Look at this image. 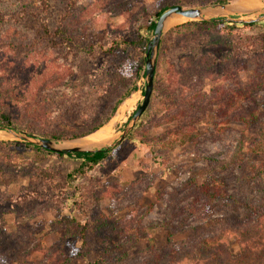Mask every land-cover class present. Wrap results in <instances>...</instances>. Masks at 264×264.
<instances>
[{"label": "rangeland", "instance_id": "374dc122", "mask_svg": "<svg viewBox=\"0 0 264 264\" xmlns=\"http://www.w3.org/2000/svg\"><path fill=\"white\" fill-rule=\"evenodd\" d=\"M163 1L75 0L70 9L68 0H0V47L10 48L12 44L4 38L6 27L20 28L33 39L17 49V60L26 58L33 47L45 50L60 42L56 29L66 26L70 16L76 17L82 7L93 8V15L72 35L73 43L54 50L57 58L73 68L70 81L63 87L44 91L36 87L42 79L43 61L40 66H34L30 58L27 62L19 59L15 72H0V98H9L20 110L29 106L36 112L52 110L50 101L55 94L67 96L73 92L89 100L84 103L75 98V103L70 99L64 103L59 99L60 106L53 108L56 116L44 127L18 132L45 138L44 134L52 130L66 110H81L90 115L96 106H101L108 72L114 66L129 71L134 56L125 45L113 56L107 54L112 40L120 33L127 35L143 29L154 19ZM241 1L233 0L225 5L228 10L218 5L197 7H207L213 16L243 19L264 13V0H256L260 3L257 8L233 7ZM29 2L35 8L31 5L27 10ZM177 6L197 8L189 7L187 0H179ZM25 7L26 10H21ZM67 11L71 12L70 16ZM188 21L185 18L166 23L161 39L166 38L170 29ZM44 24L47 35L42 28ZM255 24L248 30L233 28L231 38L216 34L188 36L180 44L165 45L167 48L161 52L157 79H165L169 62L177 64L183 56H193L192 70L203 75L193 77L195 97L190 101L194 110L189 118L194 119L199 134L193 143L175 147L168 153L152 151L141 140L161 135L165 127L149 125L134 129L137 121L131 130H137L132 139L113 148L105 162L93 171L78 174L75 171L79 160L36 150L33 146H37L25 139L0 130V264H53L50 257L61 250L64 242L62 229L75 222L87 224L88 229L85 240L65 244L64 252L57 255L61 260L64 254L77 253L67 264H157L151 261L152 255L166 249L169 240L177 246L191 241L187 245L191 252V244L203 238L215 221L225 218L232 223L236 218L237 222H244V210L237 203L256 199L264 192V174L247 183L242 177L244 168L232 160L244 136L264 142V84L260 83L264 79V20ZM142 32L145 35V30ZM147 36L149 40L152 37ZM202 57L210 64L205 73ZM157 58L158 52L156 61ZM231 70L232 78L226 75ZM222 75L227 81H223ZM252 85L247 109L257 112V120L247 127L235 119L217 117L218 106L212 97L220 86L237 92ZM134 94L136 104L116 124L115 138L142 101L141 91ZM21 121L24 125L25 119ZM56 142L63 147H73L75 143ZM246 158L259 163L264 161V154ZM207 186L221 191L222 195L213 199L198 196L197 189ZM108 194L112 197L108 198ZM130 206L137 207L132 217ZM162 223L170 229L143 230ZM229 250L232 256L238 255L233 240ZM190 257L180 264H189Z\"/></svg>", "mask_w": 264, "mask_h": 264}, {"label": "trees", "instance_id": "16d2710c", "mask_svg": "<svg viewBox=\"0 0 264 264\" xmlns=\"http://www.w3.org/2000/svg\"><path fill=\"white\" fill-rule=\"evenodd\" d=\"M73 9L75 0H68ZM233 0H187L189 7L197 6H211L228 5ZM179 0H164L158 12L155 14L154 19L149 20L148 24L137 33H131L127 35L118 34L117 38L111 42V46L106 52L109 55L115 53V51L121 46L125 45L131 52L134 53L132 58V65L129 71L123 69L122 66H114L105 77V95L102 98L101 106H96L92 114L83 113L81 110H66L59 121L54 125L52 130L44 134V137L54 141L72 142L84 138L103 126L107 125L113 118L117 109L134 93L141 91L142 97L144 93V54L146 45L149 41L147 35L152 36L158 17L174 6H177ZM32 3L27 4V10L31 9ZM31 7V8H30ZM35 8V6H33ZM21 10H26L21 8ZM66 14L70 16L71 12L67 11ZM93 15L92 7H82L80 14L76 17L70 16L71 21L62 25L56 29V35L59 37L60 42L52 44L49 49H41L39 47L31 48L26 58H18L20 61L27 62L30 59L34 61V66L37 64L40 66V61H43L41 68L42 79L36 83L37 88L54 89L63 87V85L70 81L73 75V68L67 65L61 59L55 56V49L59 47H69L70 43H73L74 36H72L78 30L81 23ZM95 18V16H94ZM256 24H234L225 23L223 21L210 20L207 21H188L181 25H178L168 31L166 38L161 39L158 48V58L155 66L154 73V85L150 99V103L146 111L141 116L138 124L134 129H138L143 126L153 125V127H165L164 132L150 139H143L140 143L150 148L168 153L175 147L184 146L187 143H193L197 141L199 134L194 125V119L189 118V113L194 109V103L190 101V98H194L193 88L196 86L193 77L201 76L200 72L192 70L194 57L183 56L178 60V63L169 62L167 74L165 79H157L158 68L160 65L161 52L167 48L170 44L178 42L180 44L185 38L192 35H208L216 34L222 37L231 38L233 36V28L250 29ZM44 34H48V28L42 27ZM109 28V27H108ZM145 30V35L142 31ZM3 33H6L7 40H11V47L4 45L0 47V72L6 74L7 72L13 73L19 67L16 51L21 48L23 43L28 40H33L31 36L25 34L20 28L6 27ZM264 37V34H263ZM33 42V41H32ZM2 44L0 43V46ZM167 45V46H165ZM57 46V47H56ZM130 52V53H131ZM43 59V60H42ZM201 63L203 64V72H206V67L210 68V64L206 57H202ZM42 64V63H41ZM1 75V74H0ZM194 75V76H193ZM206 74V76H208ZM228 77L232 78L231 73L227 72ZM227 77V78H228ZM1 78V76H0ZM200 80V78H197ZM223 81H227L225 75H222ZM142 83L141 88L139 84ZM261 84H264L262 79ZM218 89L216 94L212 97V100L217 103L218 110L216 112L219 118H232L245 124L249 127L251 123L258 118V114L255 110L247 109V103L249 92L252 86H248L244 91L233 89H224L222 86ZM246 90V91H245ZM187 97V99H186ZM75 98L80 102L87 103L89 100L80 94H74L73 92L67 94V96L55 94L52 96L50 104L53 105L52 110L47 108L36 112L32 110V106L20 110L17 106L14 107L9 98H0V129L8 130H28L37 129L38 127H44L49 119L56 116L54 107L60 106L59 99L66 103L70 99L75 103ZM76 99V100H77ZM41 101L49 102L47 99H41ZM246 104V105H244ZM249 104V103H248ZM139 106V105H138ZM137 106V107H138ZM188 112V113H187ZM134 112H132L126 123L131 119ZM161 114V115H160ZM24 120V125L21 120ZM135 131V130H134ZM132 131L128 134L124 141L132 139L136 131ZM30 146V145H27ZM244 147L246 148L243 152ZM36 150L44 151L48 154H54L58 157L74 158L80 161L79 167L75 173L83 174L91 172L96 169L101 163L109 157L112 149H102L96 152H73V153H55L47 150H42L38 147H34ZM155 153V152H154ZM264 154V142L262 140L254 139L250 140L247 137L241 138L238 143V149L234 153L233 161L235 164L244 168L243 179L248 183L250 181L260 178L264 174V161L259 163L250 162L246 156ZM208 187V186H207ZM198 196H204L207 199H213L217 196H221V191L212 190V187H199ZM217 193V194H216ZM219 194V195H218ZM104 195V194H103ZM112 195L108 194V198ZM247 198L244 202L236 203L244 210V222L229 223L225 218H221L213 225V228L207 230L208 233L199 238L196 243H192L190 251L187 250V245L191 241L186 242L185 245H172L170 240L168 241V247L166 249L155 251L152 255L151 261L160 264H180L181 261L186 260L188 255H191L189 264H264V192L257 196L256 199ZM137 211L136 206L129 207L130 217H132ZM165 227L164 224H154L143 230L147 231L152 228ZM88 225L85 223H71L64 226L62 229L64 242L61 246V250L55 251L50 257V261L53 264H67L70 259L76 257L77 253L64 254L63 258H58L57 255L65 250V244H70L73 240H85L87 234ZM165 229H170L168 226ZM234 241L238 247V255L232 256L229 250V244ZM150 246L153 243L147 240ZM196 241V240H195ZM172 246V247H171ZM186 246V248H185ZM195 249V252H194ZM182 257V260L180 259ZM179 258V259H178Z\"/></svg>", "mask_w": 264, "mask_h": 264}, {"label": "water", "instance_id": "95a60500", "mask_svg": "<svg viewBox=\"0 0 264 264\" xmlns=\"http://www.w3.org/2000/svg\"><path fill=\"white\" fill-rule=\"evenodd\" d=\"M219 6V5H218ZM224 10H228L227 6H219ZM173 16H181L190 21H207L217 20L223 21L225 23H234V24H253L264 20V13L260 16H256L254 18H232L228 16H213L207 7H197V8H188L183 9L181 6H174L169 8L165 12H163L157 19L155 24L154 32L151 39L148 41L144 54V68H145V79H144V93L142 97V101L139 106L134 110V113L131 119L126 123L124 129L121 131L119 136L115 138L111 143L94 147L92 149H82L79 147H63L58 144V142L46 139V138H36L31 135H27L26 133H20L18 131L8 129L9 133L19 138H23L29 143L50 152L55 153H73V152H96L102 149H113L118 146L127 135L131 132L136 122L140 120L143 113L149 106L153 85H154V73H155V65H156V57L159 48V43L162 38L165 29V23L168 19ZM127 121V120H126ZM1 130V129H0Z\"/></svg>", "mask_w": 264, "mask_h": 264}, {"label": "bare ground", "instance_id": "6f19581e", "mask_svg": "<svg viewBox=\"0 0 264 264\" xmlns=\"http://www.w3.org/2000/svg\"><path fill=\"white\" fill-rule=\"evenodd\" d=\"M260 6L259 1L256 0H243L241 2H237L233 4L234 8H257ZM185 19L184 17H172L166 21L167 25L172 22H177L178 20ZM165 23V24H166ZM136 104V96L135 94L131 96L129 99H127L116 111L111 121L97 130L96 132L81 138L79 140H75L73 147H79L82 149H92L94 147H98L103 144H107L111 142L115 136H114V128L116 127V124L123 120L125 116L133 109V107Z\"/></svg>", "mask_w": 264, "mask_h": 264}]
</instances>
